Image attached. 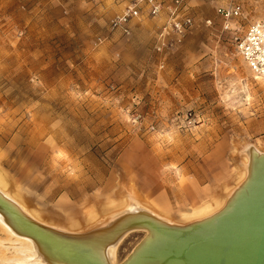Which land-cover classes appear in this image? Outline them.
Here are the masks:
<instances>
[{"label":"rangeland","instance_id":"374dc122","mask_svg":"<svg viewBox=\"0 0 264 264\" xmlns=\"http://www.w3.org/2000/svg\"><path fill=\"white\" fill-rule=\"evenodd\" d=\"M127 2L0 0V176L48 225L84 230L130 204L185 223L225 202L248 146L264 152V80L236 47L264 1L183 0L193 24L161 51L164 13L110 26ZM237 4L225 28L217 9Z\"/></svg>","mask_w":264,"mask_h":264},{"label":"water","instance_id":"95a60500","mask_svg":"<svg viewBox=\"0 0 264 264\" xmlns=\"http://www.w3.org/2000/svg\"><path fill=\"white\" fill-rule=\"evenodd\" d=\"M245 179L213 214L173 223L147 209L123 211L67 232L25 214L0 191V215L49 264H111L107 248L131 231L143 237L117 264H264V152L252 145Z\"/></svg>","mask_w":264,"mask_h":264},{"label":"built area","instance_id":"2783aa9c","mask_svg":"<svg viewBox=\"0 0 264 264\" xmlns=\"http://www.w3.org/2000/svg\"><path fill=\"white\" fill-rule=\"evenodd\" d=\"M124 9L116 14L110 21V26L129 33L128 26L135 18H140L143 12L148 16L156 17L165 14V21L159 34L157 49L161 51L171 42L179 41L193 24V18L187 11L183 0H128ZM264 1V0H263ZM143 3L145 8L141 5ZM217 12L225 18V28H229L227 22L233 16L241 14L240 5L219 7ZM211 24L210 20L206 21ZM168 35L173 38L168 40ZM165 38H167L165 40ZM238 54L242 57L255 77L264 80V17L250 22L242 36L236 38Z\"/></svg>","mask_w":264,"mask_h":264},{"label":"bare ground","instance_id":"6f19581e","mask_svg":"<svg viewBox=\"0 0 264 264\" xmlns=\"http://www.w3.org/2000/svg\"><path fill=\"white\" fill-rule=\"evenodd\" d=\"M255 78H260V77H255ZM262 79V78H261ZM251 146V145H250ZM254 147V145H252ZM248 148L249 146L246 148V157H247V163H246V173L244 176V172L241 174L243 177V180L245 179L246 175H247V165H248V161H249V153H248ZM255 148V147H254ZM257 151L261 152L260 150H258L257 148H255ZM246 162V161H245ZM240 175V174H239ZM2 176V175H1ZM0 176V191L1 193L6 196L7 198L11 199L13 201V203H15L19 208H21V210L29 215L31 218L35 219L36 221H39L45 225H48L46 222H42L40 220H38V217L34 214H30L29 212H27L19 203L17 200H15L13 197L9 196L8 193H5L4 191V181H3V177ZM242 179V178H241ZM240 179V180H241ZM242 180V181H243ZM241 181V182H242ZM240 182V181H239ZM240 182V183H241ZM239 183V184H240ZM238 184V185H239ZM237 185V186H238ZM236 186V187H237ZM234 187V189L236 188ZM234 189L231 191V193L234 191ZM231 190V189H230ZM231 193L228 195V197L231 195ZM228 197H226V200L228 199ZM225 200V202H226ZM224 202V199H220L219 202H217V204L215 203V206H209V207H203L201 206L200 208L194 210L193 214L191 216H186L183 218V222L185 223H189L204 217H207L211 214H213L214 212H216L217 210H219L224 204L218 209V207L221 205V203ZM146 209L145 207H142L141 205H137V204H130L128 207L126 208H122L118 211H115L105 217L102 218L103 219H110L113 218L114 216H116L117 214L121 213V212H127V211H138V210H144ZM149 210V209H147ZM216 210V211H215ZM150 212H152L151 210H149ZM213 212V213H212ZM211 213V214H210ZM154 215L158 216L161 219H164L168 222H172L162 216L157 215L156 213L153 212ZM208 214V215H207ZM102 220H98L96 221V223ZM180 224H184V223H180ZM71 227L72 226H77V222H72V224H69ZM51 227H55L52 225H49ZM0 228L2 231L5 232L6 234V238L4 240H6L8 242V246H6V242L4 243V240H0V248H1V252H2V257H0V261L2 264H49L45 258L41 255V253L39 252L36 244L29 238L23 235H19L18 233H16L13 229H11V227L4 221V219L2 218V216L0 215ZM57 229H60L62 231H67V232H77V231H70V230H65L67 228H63V227H55ZM127 235V233L125 234ZM125 235H123L117 242H115L114 244H111L108 248H107V256L109 257V261L111 262V264H117L114 261V252L115 249L117 247V245L120 243V241L125 237ZM11 250L10 254L5 253V251Z\"/></svg>","mask_w":264,"mask_h":264}]
</instances>
